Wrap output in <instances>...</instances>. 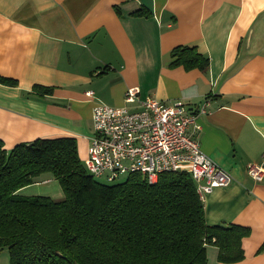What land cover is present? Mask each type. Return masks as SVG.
Segmentation results:
<instances>
[{
  "label": "crops",
  "instance_id": "0c3cea01",
  "mask_svg": "<svg viewBox=\"0 0 264 264\" xmlns=\"http://www.w3.org/2000/svg\"><path fill=\"white\" fill-rule=\"evenodd\" d=\"M141 7L150 14L134 15ZM177 45L197 46L208 70L171 66ZM0 75L17 80L0 83L6 149L66 136L87 155L98 102L139 108L153 96L194 110L207 103L201 148L233 180L205 196L206 221L251 231L241 261L219 262L208 245L207 264H264V177L247 172L264 158V0H0ZM35 84L53 90L31 93ZM130 87L139 89L135 103L125 98ZM50 182L18 192L53 197L37 187Z\"/></svg>",
  "mask_w": 264,
  "mask_h": 264
},
{
  "label": "trees",
  "instance_id": "16d2710c",
  "mask_svg": "<svg viewBox=\"0 0 264 264\" xmlns=\"http://www.w3.org/2000/svg\"><path fill=\"white\" fill-rule=\"evenodd\" d=\"M171 57V66L188 70L210 66L195 45H177ZM0 83L17 80L0 75ZM52 90L35 84L31 93ZM47 176L59 182L63 198L18 192ZM250 232L208 224L187 171L163 172L153 184L138 172L104 184L86 169L74 137L36 138L10 149L0 139V249L9 250L10 264H207L208 245L218 248L219 262L233 263L244 258L242 239Z\"/></svg>",
  "mask_w": 264,
  "mask_h": 264
},
{
  "label": "built area",
  "instance_id": "2783aa9c",
  "mask_svg": "<svg viewBox=\"0 0 264 264\" xmlns=\"http://www.w3.org/2000/svg\"><path fill=\"white\" fill-rule=\"evenodd\" d=\"M138 93L137 87L128 88L126 101L137 102ZM206 106L204 103L194 110L183 101L167 103L153 96L139 102V108L98 102L91 114L86 169L108 181L138 172L151 184L163 172L184 170L190 173L204 200L216 187L227 186L233 180L201 148L198 117L208 113ZM247 172L254 180L262 181L264 158L249 162Z\"/></svg>",
  "mask_w": 264,
  "mask_h": 264
},
{
  "label": "rangeland",
  "instance_id": "374dc122",
  "mask_svg": "<svg viewBox=\"0 0 264 264\" xmlns=\"http://www.w3.org/2000/svg\"><path fill=\"white\" fill-rule=\"evenodd\" d=\"M79 153V157L82 160L83 163H85L86 161V154L83 152H80L78 150ZM95 180H97L100 183H104V184H109L112 182H121L123 180H125V176H121L119 178H117L115 181H108L105 177H95ZM38 188H40L41 190H45L46 188L49 191H45V192H50L52 194V198H58L57 196H61L63 198L64 194H63V190L59 184V182L57 180L52 179V182L50 183H41L37 186ZM58 193L60 195H58ZM39 194H47V193H39ZM0 264H10V253L9 250L7 248H3L0 249Z\"/></svg>",
  "mask_w": 264,
  "mask_h": 264
}]
</instances>
